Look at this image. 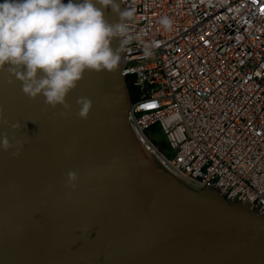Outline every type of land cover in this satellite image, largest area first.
<instances>
[{"label":"water","instance_id":"obj_1","mask_svg":"<svg viewBox=\"0 0 264 264\" xmlns=\"http://www.w3.org/2000/svg\"><path fill=\"white\" fill-rule=\"evenodd\" d=\"M122 69V52L111 71L86 69L67 109L0 70V138L12 142L0 149V264H264V213L187 184L147 149ZM79 97L92 101L86 117Z\"/></svg>","mask_w":264,"mask_h":264},{"label":"built area","instance_id":"obj_2","mask_svg":"<svg viewBox=\"0 0 264 264\" xmlns=\"http://www.w3.org/2000/svg\"><path fill=\"white\" fill-rule=\"evenodd\" d=\"M123 3L134 10L122 72L138 94L129 111L138 139L187 184L264 213V0Z\"/></svg>","mask_w":264,"mask_h":264},{"label":"clouds","instance_id":"obj_3","mask_svg":"<svg viewBox=\"0 0 264 264\" xmlns=\"http://www.w3.org/2000/svg\"><path fill=\"white\" fill-rule=\"evenodd\" d=\"M108 7L120 22L105 20L103 9ZM133 15L134 10H121L116 0H0V70L11 74L9 83L13 75L22 81L30 98L42 94L46 105L70 108L66 96L86 69L111 71L119 65L121 52L133 40L125 23ZM160 24L169 30L172 20L164 16ZM114 37L121 38L116 49L111 47ZM144 51L151 54L147 47ZM77 103L78 114L86 117L91 99L79 97ZM0 121L7 123L2 109ZM11 147L7 135L0 138V149ZM68 175L75 179L74 172Z\"/></svg>","mask_w":264,"mask_h":264},{"label":"rangeland","instance_id":"obj_4","mask_svg":"<svg viewBox=\"0 0 264 264\" xmlns=\"http://www.w3.org/2000/svg\"><path fill=\"white\" fill-rule=\"evenodd\" d=\"M149 132L157 142H165L166 135L163 133V131H161L160 126L156 127L155 129H149Z\"/></svg>","mask_w":264,"mask_h":264},{"label":"trees","instance_id":"obj_5","mask_svg":"<svg viewBox=\"0 0 264 264\" xmlns=\"http://www.w3.org/2000/svg\"><path fill=\"white\" fill-rule=\"evenodd\" d=\"M129 84H130V89H131L132 100H134L138 96V94L136 92L135 86L132 84L131 81H129ZM156 127L157 125H154L150 129H155Z\"/></svg>","mask_w":264,"mask_h":264}]
</instances>
